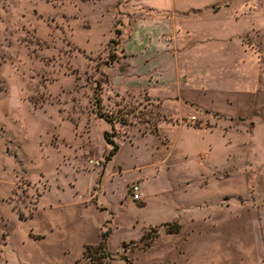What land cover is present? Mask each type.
<instances>
[{"label":"rangeland","instance_id":"rangeland-1","mask_svg":"<svg viewBox=\"0 0 264 264\" xmlns=\"http://www.w3.org/2000/svg\"><path fill=\"white\" fill-rule=\"evenodd\" d=\"M145 16L191 109L108 83ZM0 264H264V0H0Z\"/></svg>","mask_w":264,"mask_h":264},{"label":"crops","instance_id":"crops-1","mask_svg":"<svg viewBox=\"0 0 264 264\" xmlns=\"http://www.w3.org/2000/svg\"><path fill=\"white\" fill-rule=\"evenodd\" d=\"M141 5L151 9H160L149 4H140V6ZM155 20L164 22L166 20L169 21L168 19H163L158 16H145L133 20L128 34L125 36L122 44V49L128 55V63L121 64L114 61L106 66L105 73L108 77V83L119 93H142L159 103L161 99H169L175 101L179 104V106H186L187 109H191L190 104L195 103L193 101L195 98L191 92H188V88L180 86V81L185 82L183 72L179 71L174 64L166 65V58H169L172 55H170L169 46H166L165 43L159 40V36L170 32L171 28L158 26L159 29L157 28L158 30L150 36V33L146 32L144 33L143 40L141 36L138 42L134 40L135 36L133 35V32L136 27L141 28L147 23L149 24L151 21ZM130 41H133L135 45H138L136 49L128 48ZM187 86H190V83H188ZM189 115H186V117H189ZM184 124L188 126L191 125L186 123ZM131 141L132 140L119 142L116 150L110 156V159L115 157L122 144H131ZM110 159L107 160L109 161ZM105 162L101 164V171L103 170ZM151 178L154 179L155 176H151ZM136 179L139 180L142 192V198L139 202V205L142 206L146 203V200L150 195H158L159 193L162 194L167 189L166 186H161L157 183L145 184L143 181H145L146 175L139 171L136 172L135 175L125 177L122 184H126L127 182ZM95 189L100 190L101 186L99 184H97L96 187L92 185L89 188L88 194L77 195L83 203L92 202L93 204H96V202H98V194H93L94 191H92ZM159 223L163 222H158V224ZM180 229L181 225L179 224L178 230Z\"/></svg>","mask_w":264,"mask_h":264},{"label":"trees","instance_id":"trees-1","mask_svg":"<svg viewBox=\"0 0 264 264\" xmlns=\"http://www.w3.org/2000/svg\"><path fill=\"white\" fill-rule=\"evenodd\" d=\"M99 117H102V116H100L99 115ZM104 120H105V118H104ZM107 121V120H106ZM105 132H103L102 133V138L104 139V141L106 142V143H108V144H110V147H109V149L106 151V153L104 154V156H103V162H105L107 159H109L110 158V156L112 155V153H114V151L116 150V148H117V144L116 143H114V142H112L111 140H109L106 136H105ZM170 223H173L172 224V228H167L166 229V231L167 232H175V231H177L178 230V228H179V225L176 223V222H170ZM170 223H168V222H164V223H162V224H164V225H169ZM109 232V230L108 229H104L102 232H100V234H99V240H98V242H97V245H99L100 247H104V242H105V237H106V235H107V233ZM140 239L142 238V234L140 235V237H139Z\"/></svg>","mask_w":264,"mask_h":264},{"label":"built area","instance_id":"built-area-1","mask_svg":"<svg viewBox=\"0 0 264 264\" xmlns=\"http://www.w3.org/2000/svg\"><path fill=\"white\" fill-rule=\"evenodd\" d=\"M189 118H193V116H189ZM88 162L91 165H96L98 162L94 161L92 162V160H88ZM128 193H129V197L131 200L137 201L140 200L142 198V192H141V188H140V184L137 180H133L128 182Z\"/></svg>","mask_w":264,"mask_h":264}]
</instances>
